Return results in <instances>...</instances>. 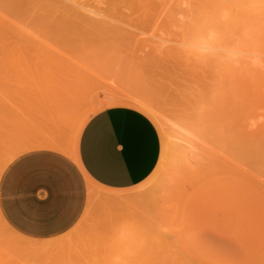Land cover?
Listing matches in <instances>:
<instances>
[{
	"label": "rangeland",
	"instance_id": "374dc122",
	"mask_svg": "<svg viewBox=\"0 0 264 264\" xmlns=\"http://www.w3.org/2000/svg\"><path fill=\"white\" fill-rule=\"evenodd\" d=\"M209 1L0 0V178L41 133L76 161L82 126L111 106L161 137L149 178L88 183L62 235L26 236L0 212V264H264V0Z\"/></svg>",
	"mask_w": 264,
	"mask_h": 264
},
{
	"label": "crops",
	"instance_id": "0c3cea01",
	"mask_svg": "<svg viewBox=\"0 0 264 264\" xmlns=\"http://www.w3.org/2000/svg\"><path fill=\"white\" fill-rule=\"evenodd\" d=\"M58 134L28 140L27 150L0 178L4 221L36 239L72 229L86 208L88 183L132 188L149 178L161 156L155 122L132 106H111L92 115L80 130L76 161L68 151L71 141L65 134L58 140Z\"/></svg>",
	"mask_w": 264,
	"mask_h": 264
},
{
	"label": "bare ground",
	"instance_id": "6f19581e",
	"mask_svg": "<svg viewBox=\"0 0 264 264\" xmlns=\"http://www.w3.org/2000/svg\"><path fill=\"white\" fill-rule=\"evenodd\" d=\"M178 1H180V0H178ZM182 1V0H181ZM217 3V1L216 0H210L207 4H208V6L209 5H212V6H214L215 7V4ZM78 4V3H77ZM178 5L180 4V3H177ZM196 4H197V6H194V7H191L190 5V8L189 9H191V12L194 10H196V9H199V12H200V0H197V2H196ZM180 6V5H179ZM208 13H206L205 15H207ZM204 18H206L205 16H204ZM204 20H207V19H204ZM231 22H232V19H231ZM213 24H215V20L213 19H211V20H209L208 21V23H206L205 25L207 26V30H206V37H209V38H214L213 37V34H211L212 32H213V29H214V26H213ZM233 22H232V27H233ZM226 29H229V28H231V26H229V25H226V26H224ZM205 40V39H204ZM205 48V47H204ZM223 54V53H222ZM251 54V53H250ZM223 55H225V54H223ZM222 55V56H223ZM262 55V54H261ZM226 56V55H225ZM199 57V56H198ZM217 59V57H214L213 55H204V54H202V53H200V61L202 62V63H204V64H207L209 61H215ZM259 60V59H258ZM262 61V60H261ZM240 62H243V63H240L241 65H243L244 67H245V69L247 68H251L252 70L254 69L255 71H256V68L258 67V63H257V61L255 60V59H253V58H249V57H247V58H244V59H242ZM262 63V62H261ZM242 66V67H243ZM205 67H206V65H205ZM207 68V67H206ZM209 69V68H208ZM212 75V74H211ZM204 76V75H203ZM225 78V77H224ZM64 89H66V88H64ZM68 93V92H67ZM69 96L68 97H71L70 96V94H68ZM90 97V96H89ZM71 99V98H70ZM73 99V98H72ZM71 99V100H72ZM89 100V99H88ZM129 100V99H128ZM43 101V100H42ZM72 101H74V99L72 100ZM75 102V101H74ZM84 102H85V100H84ZM147 101H145V103H146ZM69 103V102H68ZM90 103V102H89ZM84 104V103H83ZM86 104H87V102H86ZM85 104V105H86ZM66 105V104H65ZM68 105H70V103L68 104ZM80 105V104H79ZM85 105H84V107H85ZM150 105V104H149ZM71 106H72V103H71ZM69 107V106H68ZM67 109V108H66ZM81 109H83V108H81ZM77 111V110H76ZM80 112V111H79ZM153 112V111H152ZM77 114V113H76ZM157 116V115H156ZM54 117V116H53ZM77 127V126H76ZM70 155L73 157V152H72V150L70 151ZM150 190V189H149ZM152 195V194H151ZM139 198V197H138ZM129 204V203H128ZM117 212V211H116ZM174 212V211H173ZM154 225V224H153ZM156 226V225H155ZM156 228V227H155ZM152 231H153V229H152ZM160 233H161V231H160ZM162 234V233H161ZM160 234V235H161ZM155 235V234H154ZM166 236V235H165ZM143 237V236H142ZM164 238V237H163ZM167 238V237H166ZM164 240H166V239H164ZM163 241V240H162ZM160 242V241H159ZM165 243V242H164ZM148 244V243H147ZM183 261V260H182Z\"/></svg>",
	"mask_w": 264,
	"mask_h": 264
}]
</instances>
